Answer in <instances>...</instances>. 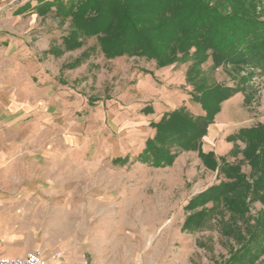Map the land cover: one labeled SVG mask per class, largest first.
I'll return each mask as SVG.
<instances>
[{
  "label": "rangeland",
  "instance_id": "374dc122",
  "mask_svg": "<svg viewBox=\"0 0 264 264\" xmlns=\"http://www.w3.org/2000/svg\"><path fill=\"white\" fill-rule=\"evenodd\" d=\"M19 1L23 0L14 2ZM256 1L258 12L264 13V0ZM69 26L70 22L52 15L43 17L41 27L31 30L29 42L52 71L62 65L57 76L64 91L63 145L80 148L78 155H66L57 170L64 183H76L72 201H64V206L71 207L62 218H12L8 222L19 223L22 231H28L26 236L40 238L42 245L67 248L81 258L95 247L100 261L112 250L115 260L125 264H226L240 244L224 230L245 231L250 229L246 222L238 220L234 226L232 215L226 212L201 230L183 229L192 214L188 205L220 182L218 170L208 169L195 151H180L173 166L165 169L134 160L154 135L151 124L168 111L186 107L194 116L204 114L191 100L193 88L186 82L189 65L159 69L154 61L141 58L109 60L95 39L86 40L76 51H63L62 38ZM54 54L60 56L56 61ZM204 70L209 84L237 85L230 68L215 70L210 60ZM255 72L246 98L236 94L216 116L215 121L228 126L220 145L241 128L264 124V72ZM147 106L155 110L153 114H145ZM227 143L228 151L220 158L229 163L243 161L241 154L232 156L234 145ZM120 157H128L127 164L117 163ZM243 171L251 172L247 164ZM68 189L63 185V190ZM261 209L259 203L250 205V224ZM112 227L114 232H110ZM44 228L52 232L34 233ZM256 264H264V255Z\"/></svg>",
  "mask_w": 264,
  "mask_h": 264
},
{
  "label": "trees",
  "instance_id": "16d2710c",
  "mask_svg": "<svg viewBox=\"0 0 264 264\" xmlns=\"http://www.w3.org/2000/svg\"><path fill=\"white\" fill-rule=\"evenodd\" d=\"M258 8L256 0H30L23 7L40 17L52 15L70 22L62 38L63 51H76L86 40L95 39L109 60L141 58L154 61L159 69L189 65L186 82L193 88L191 100L204 114L194 116L186 107L165 113L151 124L154 135L134 160L165 169L173 166L180 151H195L208 169L218 170L220 182L188 205L192 214L183 229L201 230L226 212L234 226L238 220L246 222L250 229L245 231L224 230L240 244L226 264H256L264 255V124L241 128L228 137L234 145L232 156H243L237 163L204 153L202 142L222 105L239 93L246 98L253 73L264 72V13ZM210 60L215 70L230 68L237 85L209 84L204 65ZM244 71L252 73L242 77ZM144 112L154 113L151 106ZM244 164L250 167L249 175ZM254 203L262 209L252 225L248 214Z\"/></svg>",
  "mask_w": 264,
  "mask_h": 264
},
{
  "label": "crops",
  "instance_id": "0c3cea01",
  "mask_svg": "<svg viewBox=\"0 0 264 264\" xmlns=\"http://www.w3.org/2000/svg\"><path fill=\"white\" fill-rule=\"evenodd\" d=\"M14 1L0 0V252L23 258L39 251L53 264H125L115 260L112 250L100 261L95 247L81 258L67 248L42 245L40 238L26 236L28 231H22L19 223L8 222L12 218H62L71 207L64 206V201L73 198L76 183H64L57 170L66 155H78L80 150L77 145H63L64 91L57 76L62 65L52 71L29 42L31 30L41 27L43 17L23 9L30 0ZM52 56L54 61L60 58ZM227 129L215 121L203 138L202 151L217 158L225 155L228 140L220 143ZM125 158L116 162L125 165ZM63 185L69 189L63 190ZM50 232L46 228L34 231ZM55 254L60 258L53 260Z\"/></svg>",
  "mask_w": 264,
  "mask_h": 264
},
{
  "label": "built area",
  "instance_id": "2783aa9c",
  "mask_svg": "<svg viewBox=\"0 0 264 264\" xmlns=\"http://www.w3.org/2000/svg\"><path fill=\"white\" fill-rule=\"evenodd\" d=\"M60 256V254H55L52 259L56 260ZM0 264H53V262L47 260L39 251L32 252L23 258L7 257L0 252Z\"/></svg>",
  "mask_w": 264,
  "mask_h": 264
}]
</instances>
